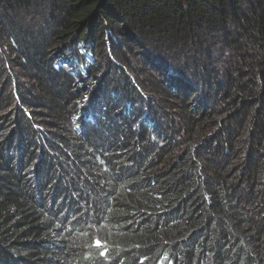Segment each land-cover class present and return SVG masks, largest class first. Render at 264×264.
<instances>
[{"label": "trees", "instance_id": "obj_1", "mask_svg": "<svg viewBox=\"0 0 264 264\" xmlns=\"http://www.w3.org/2000/svg\"><path fill=\"white\" fill-rule=\"evenodd\" d=\"M0 264H264V0H0Z\"/></svg>", "mask_w": 264, "mask_h": 264}, {"label": "rangeland", "instance_id": "obj_2", "mask_svg": "<svg viewBox=\"0 0 264 264\" xmlns=\"http://www.w3.org/2000/svg\"><path fill=\"white\" fill-rule=\"evenodd\" d=\"M218 67H219V70L222 71V70H223V67H224V66H223V63L219 64ZM84 84H85V82H82V83L79 85V87H83ZM91 88H92V87H89V89H91ZM75 100H76V101H80L81 104H85V101H87V99H83V98H82V101H81L80 96L76 97Z\"/></svg>", "mask_w": 264, "mask_h": 264}, {"label": "snow or ice", "instance_id": "obj_3", "mask_svg": "<svg viewBox=\"0 0 264 264\" xmlns=\"http://www.w3.org/2000/svg\"><path fill=\"white\" fill-rule=\"evenodd\" d=\"M97 245H98V246H100V243H99V241H97ZM101 255H105V253H104V252H102V253H101Z\"/></svg>", "mask_w": 264, "mask_h": 264}]
</instances>
